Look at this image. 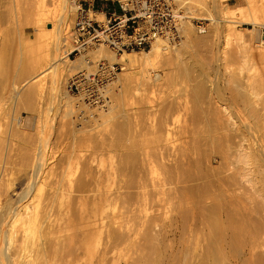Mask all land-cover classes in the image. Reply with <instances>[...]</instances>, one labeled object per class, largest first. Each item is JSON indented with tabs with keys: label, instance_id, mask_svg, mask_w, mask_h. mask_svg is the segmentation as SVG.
Wrapping results in <instances>:
<instances>
[{
	"label": "bare ground",
	"instance_id": "bare-ground-1",
	"mask_svg": "<svg viewBox=\"0 0 264 264\" xmlns=\"http://www.w3.org/2000/svg\"><path fill=\"white\" fill-rule=\"evenodd\" d=\"M174 1L186 12L181 44L159 38L119 55L89 45L72 61L73 0H0L1 25L13 29L5 30L11 44L0 35V66L15 57V72L0 69V264H264L263 0L229 8L225 0ZM196 17L211 20L207 36L194 35ZM243 21L253 29H238ZM24 24L35 31L30 41ZM195 47L210 49L202 69H226L225 87L220 79L208 87L198 81L193 99L156 97L187 69ZM88 56L117 61L123 72L78 104L100 105L112 88L122 102L113 118H105L106 102L99 107L108 128L72 129L58 154L47 138L38 140L40 128L33 137L10 111L29 108L39 123L51 117L61 129L80 126L85 114L76 100L61 105L57 96L68 72L93 68ZM97 142L112 148L107 157L90 150Z\"/></svg>",
	"mask_w": 264,
	"mask_h": 264
},
{
	"label": "built area",
	"instance_id": "built-area-1",
	"mask_svg": "<svg viewBox=\"0 0 264 264\" xmlns=\"http://www.w3.org/2000/svg\"><path fill=\"white\" fill-rule=\"evenodd\" d=\"M73 1L76 6L73 51L78 52L89 45L104 44L116 53H123L147 49L159 38L178 40L180 22L185 17L170 0ZM192 22L200 32H206L210 24L208 19L193 18ZM261 35L264 40V24ZM119 68L122 66L100 62L94 73L82 70L75 74L70 80V89L96 98Z\"/></svg>",
	"mask_w": 264,
	"mask_h": 264
},
{
	"label": "rangeland",
	"instance_id": "rangeland-1",
	"mask_svg": "<svg viewBox=\"0 0 264 264\" xmlns=\"http://www.w3.org/2000/svg\"><path fill=\"white\" fill-rule=\"evenodd\" d=\"M176 7H177V9H180L182 12H183V14L184 13H186L185 12V8L184 7H180L179 5H177L176 4V2L174 1V0H170ZM260 1V0H259ZM259 3V2H258ZM260 3H261V1H260ZM263 3H264V0H263ZM248 4V0H225V1H223V2H221V6L223 7V8H225V7H227V8H229V6L230 7H236V6H244V5H247ZM259 6H262V7H264V4L263 5H260L259 4ZM213 12V13H212ZM211 13H212V16H213V14H214V17L213 18H215L216 20H217V18H222L221 17V14H219V13H215L214 12V10H212L211 9ZM218 14V15H217ZM219 16V17H217V16ZM211 16V17H212ZM101 17V16H100ZM73 21L75 20V18L76 17H74L73 16ZM236 18H237V16H236ZM192 19L193 18H191L190 19V22H191V24H193L192 26H193V31H195L194 33V35H196V36H199V37H201L202 35L203 36H207V35H204V34H208V33H210V31H211V28H212V24H209V27L210 28H208V30L206 31V32H200V31H198V29L196 28V26H195V23L194 22H192ZM196 19H199V20H204L205 18H197L196 17ZM223 19V18H222ZM209 20V19H208ZM240 20H243V18L242 17H240ZM263 20V19H262ZM72 21V22H73ZM210 21V23H211V20H209ZM219 22H221V20L219 19L218 20ZM261 22V21H260ZM261 23H263L264 24V20L261 22ZM74 22L71 24L72 25V27H70V32L72 33V30H74ZM262 24V25H263ZM0 25H1V22H0ZM261 25V26H262ZM1 26H3L2 28H0V35L1 36H3L4 35V37L7 35V32L5 31L6 29H8L6 26H5V24L3 23ZM5 26V27H4ZM8 26V25H7ZM24 26V29H23V27H21V32L24 34V41H26L27 40V38L29 39V41L31 40V39H33L34 38V35H35V31H34V29L32 28V27H29L27 24L25 25H23ZM8 27H10V26H8ZM253 25L251 24V23H247V22H237V28L238 29H245V31L247 30V31H249V30H251V29H253ZM247 28V29H246ZM251 28V29H250ZM2 29V30H1ZM11 29L12 28H9L7 31H11ZM222 28L220 27V30H221ZM13 30V29H12ZM182 31L183 32H181V37L178 39V40H176V42L177 43H173V42H171V43H169L170 45H178V44H181V42L183 41V40H185V34H184V30H183V28H182ZM5 32H6V35H5ZM9 32H8V35H7V41H9L8 39H9ZM69 32V33H70ZM10 33H12V32H10ZM71 33H70V35H71ZM199 34V35H198ZM11 35H13V33L12 34H10V36ZM0 36V37H1ZM16 35H14V37H15ZM202 36V37H203ZM6 38V37H5ZM12 38V37H11ZM11 40V39H10ZM14 40V39H13ZM15 40H16V38H15ZM15 40L13 41V43L15 42ZM74 40V39H73ZM73 40H71V43H72V46L74 47V44H73ZM221 40H222V38H221ZM7 41H5V42H7ZM28 41V42H29ZM11 41H9V44H11L10 43ZM1 43V45H2V41L0 42ZM8 43V42H7ZM13 43H12V46H14V47H16L15 45H13ZM30 43V42H29ZM255 44H257V42L255 43ZM25 45H27V44H25ZM24 45V47H23V54H24V57H26V53H27V47L28 46H25ZM11 46V47H12ZM30 46V45H29ZM71 46V45H70ZM69 46V47H70ZM100 47V46H102V45H95L93 48H98V47ZM103 46H105V48L110 52H113V53H115L113 50H111L108 46H106V45H103ZM210 46V45H209ZM13 47V48H14ZM26 47V48H25ZM73 47H72V49H69L70 50V53L73 51ZM7 48H9L10 49V47L9 46H7ZM149 48V47H148ZM147 48V49H148ZM214 48V50L216 49V46L214 45V46H211V49H213ZM9 49H8V53H10L9 52ZM12 49V48H11ZM10 49V50H11ZM29 49V48H28ZM147 49H145V50H147ZM6 50V49H5ZM14 50V49H13ZM137 51H141V50H143V49H141V50H138V49H136ZM208 50L210 51V49L208 48ZM208 50L206 51L205 49H203L202 47H195V48H191L190 49V52L188 53V55H187V57H189V65L187 66V69H185L184 71H182L181 73H179V74H177V76H175L174 77V79H172L171 81L172 82H170L169 81V83H167V85L166 86H164L163 88H161V91H159V90H157L154 94H155V96L156 95H158V96H162V97H167V96H170V97H172V95L174 96L175 95V97H176V95H181L180 97H188L187 99H189V98H192L193 99V96L195 95V93H196V89L195 90H193L194 89V87H196V82H198V81H201V82H203V83H205L204 85H207V87L210 85V84H212L213 82H216L218 79H220V81H219V85L218 86H221V87H225V83H224V78H226V69L224 68V67H221V68H218V67H216V66H214V68L212 69L211 67H206L205 69H202L203 68V66H201L202 64L199 62V59H205L206 58V56H207V52H208ZM15 51V50H14ZM30 51V50H29ZM4 52V51H3ZM11 52H12V50H11ZM26 52V53H25ZM81 52L82 51H80V52H78V51H73L72 52V54L70 55V53H69V58L72 60V61H75L77 58H79V56L81 55ZM110 52V53H111ZM6 53V52H5ZM4 53V54H5ZM7 53V57H8V54ZM15 53V52H14ZM26 54V55H25ZM112 54V53H111ZM120 53H118V55H119ZM12 55V54H11ZM11 55L9 56L10 57V59H8L9 60V62L11 63V65H8L9 63H7L6 64V66H5V64L4 63H6V61L4 62V61H2L3 63L2 64H4L3 66H5L4 68L6 69V68H8V67H10V68H8V70L10 69V70H12L14 67H15V57H14V59H13V57H11ZM14 55V54H13ZM5 56V55H4ZM16 56V55H15ZM91 58V57H90ZM89 58V56H88V61H90V63H89V66H90V64H91V66L93 67L92 69H93V71L94 72H96V71H98V68H99V64H98V62L100 63V62H108V63H110V61L108 60V59H102V61L100 60V61H98L97 63H94L91 59ZM3 59H4V57H3ZM5 59H6V56H5ZM12 59V60H11ZM25 59H27V57L25 58ZM2 60V59H1ZM0 60V61H1ZM14 60V62H12ZM8 62V61H7ZM1 63V62H0ZM12 63H14L13 65H14V67H13V65H12ZM111 63H114L116 66H119V67H121V66H123L121 63H119V62H112L111 61ZM110 63V64H111ZM1 65V64H0ZM95 66V67H94ZM13 67V68H12ZM202 67V68H201ZM2 67L0 66V69H1ZM4 68H2L1 70H4ZM89 67H86V68H78V69H74L73 71H71V72H68L67 73V76L65 75V77H64V80H65V82H64V80H63V89L62 90H64V91H61L60 93H59V96H57V101L59 102L60 101V104L62 105V104H64L67 100H69V101H73V100H76V101H73L74 102V104L76 105L75 107V109H77V111L78 110H80L83 114H85V118H83L81 121H80V126H79V124H74V123H69L66 127H64L63 129H61L60 128V126L57 124L58 122H57V119H52L51 117H48L47 119H45V120H43V122H38L37 121V117L35 118V116L36 115H34V113L33 112H30L29 111V108L27 109V108H21L22 110H19V108H18V110L17 109H15L14 107H12L13 109L10 111V114H12V115H10L11 117V119L10 120H13V118L14 117H16V114H20L19 116H21L20 118L21 119H23V124H25L26 123V126H24V128H25V130H27L28 131V133H30V134H32L33 135V137L35 136V135H39V134H37L38 133V128H40V135L41 136H39V138H38V140L40 139V137L41 138H47V142H48V146L50 147V148H52L54 151H58L57 153L59 154L61 151H62V149H63V147L65 146V144L67 145V143L66 142H68V145H69V140L70 139H72V135H70V134H72V132H73V130H77V129H79V130H85V131H90V132H92V133H98L99 131H104V129H106V128H108L107 126H106V123H105V121L104 120H106L107 118H108V115L111 117V116H115L116 114H117V111H119L118 110V108H120L118 105L120 104V102H122V100L121 101H117L116 100V93L114 94L113 93V89L114 88H112V91L110 90V91H108V92H106L108 95H105L106 97H109V98H111L112 97V99H110V101L109 102H107L108 100H109V98L107 99L106 97H104V96H102L103 98H100V100H99V104L100 105H95V106H93V105H91V103H89L88 102V98L87 99H83V104H85V107H83L82 106V104L80 105V104H78V102L79 101H81L82 100V94L81 93H79V92H77L76 90H72V89H70V80L72 79V77L75 75V74H77L78 72H80V71H82V70H85V71H87L88 73H90V72H92V73H94L93 71H92V69L90 68V69H88ZM0 70V72L2 73V74H4L2 71ZM7 70V69H6ZM7 70V71H8ZM7 71H5L6 73H7ZM13 71V70H12ZM12 71H9V74L11 75V74H14V73H12ZM90 71V72H89ZM13 72H15V70L13 71ZM120 72L122 73L123 72V70L121 69V68H119L118 69V75L120 74ZM6 73H5V78H6V76H7V79H10L11 77L9 76L8 77V75H6ZM117 75V76H118ZM121 75V74H120ZM119 75V76H120ZM118 76V77H119ZM4 77V76H3ZM109 82H111V80H109ZM222 82V83H221ZM223 86H222V85ZM107 85H105L104 87H103V89L102 90H106L107 88ZM108 87H109V85H108ZM65 88H67V90H69V93H70V97L69 96H67V97H63V94H64V92H65ZM106 88V89H105ZM111 88V87H110ZM186 90V91H185ZM216 90V89H215ZM191 93H189V92ZM194 91H195V93H194ZM219 91V90H218ZM218 91H215V93L214 94H216V95H218L217 93H218ZM63 92V93H62ZM114 92H115V90H114ZM184 92H186L187 93V95H186V93H184ZM193 92V93H192ZM110 93V94H109ZM114 95H113V94ZM44 95H45V93H43ZM105 94V93H104ZM112 94V95H111ZM182 94H185V95H182ZM194 94V95H193ZM165 95V96H164ZM193 95V96H192ZM81 96V97H80ZM177 96V97H178ZM69 97V98H68ZM114 97H115V99H114ZM157 97V96H156ZM126 98V97H125ZM77 99H79L78 101H77ZM114 99V100H113ZM44 100V99H43ZM66 100V101H65ZM111 100L113 101L112 103H111ZM117 101L116 102V104H115V102L114 101ZM191 100V99H190ZM44 102H45V100H44ZM72 102V103H73ZM77 104H76V103ZM106 102V104L105 105H107V104H109L108 106H105L104 105V112H107L106 110L109 108H111V104H112V107H113V104H114V107H115V105L116 106H118V107H116V108H114V109H112V110H114L113 112H112V110H109L108 109V112H107V114L105 113V118L106 119H102L104 116L102 115V117L100 116V111H99V107L101 106V105H103V103H105ZM80 103V102H79ZM102 103V104H101ZM89 104V105H88ZM118 104V105H117ZM78 105V106H77ZM77 107H79V108H77ZM106 107V108H105ZM90 108V109H89ZM89 110V111H88ZM98 110V111H97ZM16 111H17V113H16ZM19 111H21V112H19ZM93 111L94 113H91V112ZM101 111H102V109H101ZM19 112V113H18ZM79 112V111H78ZM114 113V114H112V115H110L109 113ZM80 113V112H79ZM104 114V113H103ZM87 115H89V116H87ZM12 116H13V118H12ZM33 116V117H32ZM87 116V117H86ZM27 117H31L30 119H28ZM101 117V118H100ZM111 118H113V117H111ZM28 119V120H27ZM110 119V118H109ZM27 120V122H25ZM30 120V121H29ZM32 120V121H31ZM36 120V121H35ZM47 122L46 124H44L45 122ZM104 121V127H103V123L102 122ZM36 122H38L39 124L37 125V123ZM53 123V124H52ZM27 124H29V125H27ZM37 126H36V125ZM42 125V126H41ZM101 125V126H100ZM45 128H44V127ZM58 126H59V129H60V132L58 131L59 129H58ZM76 126V127H75ZM38 127V128H37ZM42 127V128H41ZM28 128V129H27ZM57 128V129H56ZM102 128V129H101ZM104 128V129H103ZM65 129V130H64ZM73 129V130H72ZM38 130V131H37ZM57 130V131H56ZM62 130H64V131H62ZM65 132H67L66 134L67 135H64L65 134ZM27 132H26V137H29V136H31V138L29 139L30 141H31V139H32V135H29ZM58 133V134H57ZM61 133H63V134H61ZM27 134L29 135V136H27ZM61 134V135H60ZM79 134H81V133H79ZM61 136H66L65 138H63V137H61ZM37 137L38 136H36V138L34 139L35 140V142L37 141ZM100 137H102V136H100ZM122 137V136H121ZM70 138V139H69ZM59 139H63V140H61V141H63V143L59 140ZM123 139H126V137L124 136L123 137ZM19 141L21 140V141H23V139H21V138H19L18 139ZM27 140H28V138H27ZM64 140H65V143H64ZM135 141H137L138 140V138L136 137L135 139H134ZM33 141V140H32ZM71 141V140H70ZM61 142V143H60ZM61 144H62V147H60L61 146ZM63 144H64V146H63ZM81 144V143H80ZM79 143H78V145H80ZM82 145V144H81ZM59 146V147H58ZM82 147L84 148V150H87V149H89V147H86L85 145H82ZM93 148V150L95 151V153L96 154H98V155H100V156H104V157H107L108 155H109V150L110 149H112V148H110L109 147V145H108V143L106 142V143H101V142H97L96 144H94L93 145V147H90V150ZM51 149V150H52ZM59 149H60V151H59ZM92 150V151H93Z\"/></svg>",
	"mask_w": 264,
	"mask_h": 264
}]
</instances>
